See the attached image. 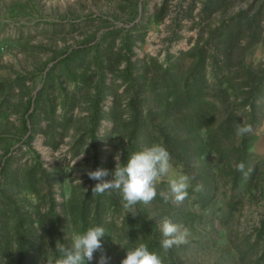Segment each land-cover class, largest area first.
Returning <instances> with one entry per match:
<instances>
[{
	"label": "rangeland",
	"instance_id": "1",
	"mask_svg": "<svg viewBox=\"0 0 264 264\" xmlns=\"http://www.w3.org/2000/svg\"><path fill=\"white\" fill-rule=\"evenodd\" d=\"M153 143L189 177L183 203L161 183L133 216L92 193L89 170ZM166 218L189 232L167 253ZM92 226L83 264L140 243L163 264H264V0H0V264H55Z\"/></svg>",
	"mask_w": 264,
	"mask_h": 264
},
{
	"label": "clouds",
	"instance_id": "2",
	"mask_svg": "<svg viewBox=\"0 0 264 264\" xmlns=\"http://www.w3.org/2000/svg\"><path fill=\"white\" fill-rule=\"evenodd\" d=\"M252 132L251 124L244 121L235 128V134L240 138ZM114 162L115 167L111 171L89 170L87 175L90 179L101 181L92 188V193L115 192L126 214L136 216L138 204H150L157 196V185L161 183L167 184L168 190L159 193L165 203L173 200L181 204L188 197L189 177L174 169L171 153L161 143H153L131 153L126 161H122L121 154L117 152ZM237 170H244L243 163L237 165ZM108 176L111 178L103 179ZM160 232L163 236L161 249L165 253L174 246L188 243V229L167 218L161 222ZM104 234L103 227L92 226L83 233L68 235L70 245L57 240L55 251L59 256L55 264H83L86 260L91 261L94 252L102 248L101 237ZM105 259L101 256V264H104ZM46 264H52L47 257ZM121 264H163V260L158 253L150 251L146 244L140 243L127 250Z\"/></svg>",
	"mask_w": 264,
	"mask_h": 264
},
{
	"label": "trees",
	"instance_id": "3",
	"mask_svg": "<svg viewBox=\"0 0 264 264\" xmlns=\"http://www.w3.org/2000/svg\"><path fill=\"white\" fill-rule=\"evenodd\" d=\"M113 264H118V261L115 259V262Z\"/></svg>",
	"mask_w": 264,
	"mask_h": 264
}]
</instances>
